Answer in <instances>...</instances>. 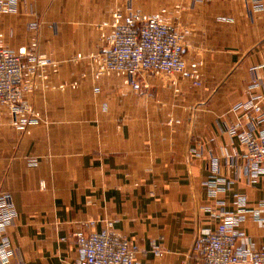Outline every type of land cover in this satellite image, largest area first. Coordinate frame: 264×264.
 <instances>
[{
    "label": "crops",
    "instance_id": "crops-1",
    "mask_svg": "<svg viewBox=\"0 0 264 264\" xmlns=\"http://www.w3.org/2000/svg\"><path fill=\"white\" fill-rule=\"evenodd\" d=\"M116 8L162 12L184 30L200 84L94 79L83 57L102 47ZM31 42L57 65L26 95L33 122L0 119V207L12 210L0 264H71L74 232L107 223L138 264H194L195 236L229 220L238 248L264 249V180L230 133L264 131L251 107L264 113V0H15L0 15V43L18 52Z\"/></svg>",
    "mask_w": 264,
    "mask_h": 264
},
{
    "label": "built area",
    "instance_id": "built-area-1",
    "mask_svg": "<svg viewBox=\"0 0 264 264\" xmlns=\"http://www.w3.org/2000/svg\"><path fill=\"white\" fill-rule=\"evenodd\" d=\"M15 0H0V15L14 5ZM176 9H179L177 4ZM100 27L102 47L90 52L86 59L89 73L94 79L102 76L120 77L124 84L135 90L142 87L143 78L178 75L200 84L198 69L189 68L183 59L184 30L174 24L162 12L151 15L111 11L110 21ZM36 43L14 52L0 43V119L5 115L8 123L23 129L36 118L35 110L26 95L37 87L36 80L47 78V69L57 62L50 56L35 51ZM78 56L77 59H81ZM85 76V74H83ZM77 85V81L72 82ZM64 85H59L64 89ZM258 113L257 122L264 123V113L257 104H251ZM243 146L251 174L264 180V131L231 130ZM219 180L213 175L207 183L211 195L215 194ZM8 204L0 207V226L10 215ZM237 220L224 221L215 228L198 233L191 246L194 264H264V249L237 247L238 233L233 224ZM93 222H89L92 225ZM111 224L98 232H74L75 257L71 264H138L136 247L122 236L110 231ZM160 255L158 246L150 250Z\"/></svg>",
    "mask_w": 264,
    "mask_h": 264
},
{
    "label": "rangeland",
    "instance_id": "rangeland-1",
    "mask_svg": "<svg viewBox=\"0 0 264 264\" xmlns=\"http://www.w3.org/2000/svg\"><path fill=\"white\" fill-rule=\"evenodd\" d=\"M49 56V55H48ZM78 56H81L80 54H77L76 56H75V60L77 61V60H79V59H77L78 58ZM74 59H72V60H74Z\"/></svg>",
    "mask_w": 264,
    "mask_h": 264
}]
</instances>
